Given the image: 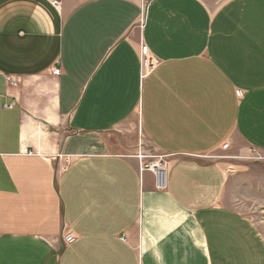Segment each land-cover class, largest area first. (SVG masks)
Returning <instances> with one entry per match:
<instances>
[{
	"label": "crops",
	"instance_id": "1",
	"mask_svg": "<svg viewBox=\"0 0 264 264\" xmlns=\"http://www.w3.org/2000/svg\"><path fill=\"white\" fill-rule=\"evenodd\" d=\"M51 2L0 0V264H264L212 156L264 153V0Z\"/></svg>",
	"mask_w": 264,
	"mask_h": 264
},
{
	"label": "rangeland",
	"instance_id": "2",
	"mask_svg": "<svg viewBox=\"0 0 264 264\" xmlns=\"http://www.w3.org/2000/svg\"><path fill=\"white\" fill-rule=\"evenodd\" d=\"M114 132L119 134L125 147L120 154L135 157L140 169L150 171L153 165H166L169 156L146 140L138 120L132 129ZM212 156L227 165V205L264 233V158H257L252 149L245 148L241 143L227 145Z\"/></svg>",
	"mask_w": 264,
	"mask_h": 264
},
{
	"label": "built area",
	"instance_id": "3",
	"mask_svg": "<svg viewBox=\"0 0 264 264\" xmlns=\"http://www.w3.org/2000/svg\"><path fill=\"white\" fill-rule=\"evenodd\" d=\"M141 12L142 15L146 13L147 7L153 0H141ZM52 5L56 8L60 5V0H52ZM139 63L141 68V78H144L146 75H148L151 71H153L157 65L160 63V60L155 57L149 50L148 46L144 43H141L139 48ZM60 71L59 68H56L53 70L54 74H58ZM11 83H14L11 78L8 79ZM5 107H9V104H5ZM253 154L259 158H264L263 153L258 151L257 149H252ZM140 171H144V169H140ZM150 171L153 172L155 176V186L157 189H165L166 188V169L165 166L157 167L155 165L151 166Z\"/></svg>",
	"mask_w": 264,
	"mask_h": 264
}]
</instances>
